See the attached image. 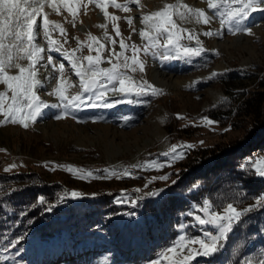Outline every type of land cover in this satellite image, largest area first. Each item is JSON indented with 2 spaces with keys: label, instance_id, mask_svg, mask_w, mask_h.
I'll return each mask as SVG.
<instances>
[{
  "label": "rangeland",
  "instance_id": "374dc122",
  "mask_svg": "<svg viewBox=\"0 0 264 264\" xmlns=\"http://www.w3.org/2000/svg\"><path fill=\"white\" fill-rule=\"evenodd\" d=\"M117 2L125 4L129 0ZM139 5L142 7L132 4L128 12L108 7L111 16L120 17L117 22L107 19L95 0L91 3L89 0H79L75 16L63 6H60L59 13L51 7H46L44 11L50 21L62 25L65 29L64 35L59 31L51 34L53 39L63 44L64 49L71 52L83 42L85 47L76 55L80 57L96 55L95 51L90 52L87 47L90 43V34L105 45L106 50L102 54L104 58L112 54L113 47L116 53L121 51L120 39L126 44L135 43L142 49L146 42L138 35L139 30L143 28L140 17L158 11L165 5H188L194 9H204L209 16H213L212 10L207 8V0H139ZM128 17L133 18L132 26L127 23ZM174 20L179 28L186 30L181 33L183 39L180 43L196 47L195 38L187 39L189 34H193L194 37H198L205 51L198 57L182 56L167 61L160 55L164 52L163 48L157 50L156 56L141 51L140 59L145 64L144 71L129 72L133 80L147 81L162 90L163 95L131 97L109 95L110 103L121 99H132L134 102L115 104L111 108L99 106L93 108L89 104L97 101H91L78 109H69L67 118L62 119H56L57 114H63L62 106L59 108L51 106L60 103L54 94L60 77L53 64L58 68L61 62L65 63L64 80L66 84L72 85L67 88L65 95L71 97L80 92L79 78L75 77L74 72L70 70V64L64 60L61 53L48 50L42 28L38 29L36 43L45 48V59L37 65L38 78L44 85L38 89V95L49 107L44 108L43 114L28 128L20 124L0 123V171L34 172L45 180H55L69 192L75 190L84 194L92 193L93 187L106 185V181L120 178L79 179L64 170L66 166L89 170L102 177L107 176L104 171L106 169H114L117 172L128 169L131 172L130 177L142 176L139 179L140 184L123 193L128 198L123 203L132 205L133 200H137L139 196L144 197L146 193L154 190L158 183L166 184L173 180L180 169L178 164L186 159L188 155L186 152L194 147L202 148L230 139H244L250 129L249 119L237 117L233 124L223 125L210 119L203 112L227 99L229 96L227 88L246 92L259 89V79L264 76V14L253 13L249 18L247 23L253 25V35L229 32L226 25L221 26L219 17H213L207 25L197 23L193 18L181 19L178 15L174 16ZM37 23L42 24V17L37 18ZM117 23L120 36L115 33L114 24ZM100 25L107 27L105 29ZM105 31L108 37L116 40L115 46L105 38ZM207 31L219 32L220 35L205 36L203 33ZM161 43L164 41L161 40ZM126 54L131 55L130 52ZM49 55L53 57L52 64L47 62L46 57ZM110 66L107 62L102 64V67ZM230 70H234L233 79L216 78ZM10 71L15 74L17 70ZM213 73L218 75L213 77ZM0 91H5L4 85H0ZM126 117L131 118L127 123ZM205 118L215 123L206 124ZM2 120L3 117L0 116V121ZM169 120L173 121L172 125L170 122L174 129L173 133L167 130ZM184 128H187L188 132L180 131ZM173 145L192 147L180 149L186 156L173 160L171 155H164L165 152H170ZM257 159H264V154H257L250 161ZM149 163L163 166L146 167ZM165 175L169 177L167 181L154 179ZM68 179H72L75 185L67 187L63 181ZM85 186L87 188L84 189ZM203 203L193 205L188 212L203 216L202 212L197 211ZM189 222L196 224L193 216ZM184 226L179 237L187 235L186 225ZM196 228L202 231L200 227ZM194 237L205 238L203 232ZM192 247L199 249V245ZM257 247L260 248L259 252L251 258L249 264H257L264 258V248L259 244ZM197 257L199 256L195 259ZM124 260L116 248L100 237L86 238L75 245L65 236H53L50 239L34 236L21 241L14 248L8 246L7 250L0 244V264H134ZM151 261L153 260L140 264H150Z\"/></svg>",
  "mask_w": 264,
  "mask_h": 264
},
{
  "label": "trees",
  "instance_id": "16d2710c",
  "mask_svg": "<svg viewBox=\"0 0 264 264\" xmlns=\"http://www.w3.org/2000/svg\"><path fill=\"white\" fill-rule=\"evenodd\" d=\"M233 74L234 70H230L216 78L230 80ZM258 83L259 89L249 92L227 88V99L203 112L223 125L233 124L237 117L249 119L245 138L186 152L176 177L166 184L158 183L152 191L166 190L158 197L144 195L136 207L117 200L140 184L142 176L112 179L106 185L93 187L92 193L85 192V198L68 197L61 202L66 189L55 180H45L34 172L0 171V244L5 247L8 239L16 240L22 234V241L34 236H65L75 245L86 238L100 237L116 248L124 261L140 264L158 258L172 245L181 234V225H186L190 237L202 232L189 222L192 216L186 215L193 205H201L205 199L216 211L228 203L241 210L255 205L264 194V178L246 173L241 165L250 168L251 158L264 154V76ZM168 122L167 130L173 133V121ZM63 182L67 187L75 185L72 179ZM39 197L53 206L51 211L38 202ZM258 244L264 248V210L250 214L236 227L218 253L199 256L192 264H249L259 252Z\"/></svg>",
  "mask_w": 264,
  "mask_h": 264
},
{
  "label": "snow or ice",
  "instance_id": "6c2138e0",
  "mask_svg": "<svg viewBox=\"0 0 264 264\" xmlns=\"http://www.w3.org/2000/svg\"><path fill=\"white\" fill-rule=\"evenodd\" d=\"M93 2V0H89ZM97 6L101 8L104 16L112 22L119 21L120 17L111 16L108 12V7L112 6L124 12L131 10V5H139V0H129L128 3L121 4L117 0H95ZM73 5L77 7L74 8ZM79 0H0V85L5 86V91H0V116L3 120L0 123L20 124L28 128L30 124H34L37 118L40 117L44 108L49 107L47 103L42 101L38 95V89L44 87L41 80L38 78V67L41 60L45 59V48L36 43L39 35L38 29L42 28L43 36L47 40L48 50L61 53L64 60L70 64V70L74 72L75 77L79 78L80 92L71 97L65 95L67 88L72 87L70 83L64 80L65 63L61 62L59 67L53 64V68L59 73V84L54 90V94L59 98L60 103L51 105L52 107L63 108V114H57L56 119L67 118L69 109H78L91 101L90 107H105L111 108L119 103H133L132 99L116 100L112 103L108 101V96H156L163 95V91L149 84L147 81L137 82L133 80L129 72L135 73L137 70L143 72L145 69L144 62L140 59V53H151L157 55V50L164 49L160 53L163 60L178 59L183 57H198L205 49L203 48L198 37L193 34L187 36L188 40L196 39V47L184 46L180 43L183 39L181 33L185 29L179 28L174 20V16L178 15L181 19L193 18L197 23L205 25L210 24L213 17H219L221 26H227L228 31L233 34L243 32L247 35H253V25L248 24L249 18L253 13L264 14V0H207V8L212 10L213 16H209L204 9L192 8L188 5H165L162 9L140 17L143 28L139 30L138 35L146 43L141 49L135 43L126 44L123 39L119 41L121 51L116 53L113 49L112 54L104 58L103 53L106 50L103 43H99L97 37L89 34L90 43L87 45L90 52L95 51L96 55L77 56L76 53L82 51L85 47L83 42L79 46L72 49L71 52L64 49L63 44L52 38V32L59 31L61 35L65 34V29L62 25L54 23L48 19V14L45 13L46 7H51L57 13L61 7L67 9L74 16L78 11ZM183 9V10H180ZM42 17V24L37 23V18ZM127 23L129 26L133 24V18L128 17ZM106 29V25H100ZM115 33L120 36V28L118 23L114 24ZM133 31H136L133 29ZM205 36L220 35L219 32L207 31L203 33ZM105 38L109 39L113 46L116 40L108 37L105 31ZM161 40L164 43H161ZM67 41L65 40V43ZM96 45V47H94ZM130 52L131 55L126 53ZM219 54V53H217ZM115 58V62H113ZM48 64H52L53 57H46ZM26 61L27 63H22ZM105 62L109 63L110 67H102ZM17 70L13 74L10 70ZM217 73H213L215 77ZM52 94V93H50ZM178 118H183L179 117ZM131 118L126 117L125 123ZM206 124L215 123L212 120L205 118ZM191 145L176 146L173 145L170 152H165V156L171 155L173 160L183 159L185 153L182 148H191ZM250 168H241L245 172H251L253 175L264 178V159L249 161ZM155 163H149L146 167H162ZM13 167H15L13 165ZM10 170V169H6ZM66 171L70 172L79 179L90 180L93 178H122L130 176L131 172L124 169L122 172H117L114 169L104 170L107 173L106 177L99 174H94L92 171L78 169L73 166H66ZM154 179L167 181L168 176H160ZM173 184L176 181H172ZM166 189H157L146 193L147 197H158ZM137 191H140L137 189ZM95 196V194H92ZM82 199L84 194L79 191H65L61 202L65 198ZM143 197H138L142 199ZM128 198L126 195H121L117 202H124ZM137 200L132 201L133 207L137 206ZM40 204H45L47 210H52V205L47 204L43 197L38 198ZM35 206V205H33ZM257 210H264V194H261L256 200V204L244 209H240L233 203H228L221 211L213 210L212 202L205 200L203 205L197 208V211L202 212L201 215H194L193 212H188L186 215L193 216L196 224L195 227H200L203 232V237H190L181 235L177 241L164 249L159 258L150 262V264H192L196 256H212L224 248L229 240V235L235 227H239L250 214ZM182 229L185 227L181 225ZM211 229V230H209ZM7 239V237H5ZM24 239L22 234L18 239H8L5 250L8 246L16 247ZM199 245V249L192 247ZM187 250V254H185ZM257 264H264V258L260 259Z\"/></svg>",
  "mask_w": 264,
  "mask_h": 264
},
{
  "label": "bare ground",
  "instance_id": "6f19581e",
  "mask_svg": "<svg viewBox=\"0 0 264 264\" xmlns=\"http://www.w3.org/2000/svg\"><path fill=\"white\" fill-rule=\"evenodd\" d=\"M205 239H207V238L205 237Z\"/></svg>",
  "mask_w": 264,
  "mask_h": 264
}]
</instances>
